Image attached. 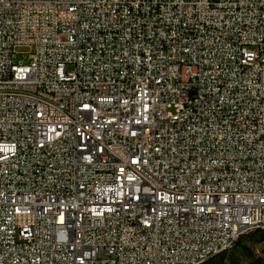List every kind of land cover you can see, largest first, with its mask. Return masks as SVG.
Masks as SVG:
<instances>
[{
    "label": "built area",
    "instance_id": "obj_1",
    "mask_svg": "<svg viewBox=\"0 0 264 264\" xmlns=\"http://www.w3.org/2000/svg\"><path fill=\"white\" fill-rule=\"evenodd\" d=\"M263 225L264 0H0V264H200Z\"/></svg>",
    "mask_w": 264,
    "mask_h": 264
},
{
    "label": "rangeland",
    "instance_id": "obj_2",
    "mask_svg": "<svg viewBox=\"0 0 264 264\" xmlns=\"http://www.w3.org/2000/svg\"><path fill=\"white\" fill-rule=\"evenodd\" d=\"M20 51L27 55L30 50L24 47ZM15 62L28 64L30 59L19 54ZM203 264H264V228L245 233L231 250L214 256Z\"/></svg>",
    "mask_w": 264,
    "mask_h": 264
},
{
    "label": "bare ground",
    "instance_id": "obj_3",
    "mask_svg": "<svg viewBox=\"0 0 264 264\" xmlns=\"http://www.w3.org/2000/svg\"><path fill=\"white\" fill-rule=\"evenodd\" d=\"M258 228H260V227L244 228V231H242V236H243L245 233H247V232H249V231H252V230H255V229H258ZM262 228H264V225L262 226ZM203 263H205V262H201L200 264H203Z\"/></svg>",
    "mask_w": 264,
    "mask_h": 264
},
{
    "label": "trees",
    "instance_id": "obj_4",
    "mask_svg": "<svg viewBox=\"0 0 264 264\" xmlns=\"http://www.w3.org/2000/svg\"><path fill=\"white\" fill-rule=\"evenodd\" d=\"M237 244V243H236ZM236 246V245H235Z\"/></svg>",
    "mask_w": 264,
    "mask_h": 264
}]
</instances>
